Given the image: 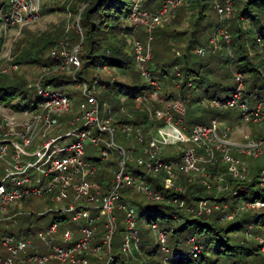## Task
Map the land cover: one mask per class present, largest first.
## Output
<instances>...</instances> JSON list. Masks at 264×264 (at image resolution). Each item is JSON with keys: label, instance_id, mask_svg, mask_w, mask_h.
Returning <instances> with one entry per match:
<instances>
[{"label": "built area", "instance_id": "built-area-1", "mask_svg": "<svg viewBox=\"0 0 264 264\" xmlns=\"http://www.w3.org/2000/svg\"><path fill=\"white\" fill-rule=\"evenodd\" d=\"M183 1L161 0L158 7L153 9L143 8V0H133L131 3L127 16V20L133 25L131 31H134L135 23H140L145 34L143 41L139 39L131 41L133 67L141 81L150 88L135 96L134 100L138 103L145 105L153 101L160 90V82L149 69L152 31L166 20L172 19L175 10ZM210 1L216 14V23L206 33L204 43L192 50L198 56L215 52L222 41L230 52L227 21L233 15V0ZM85 4H82L75 13L72 25L80 36L79 12ZM40 7L41 0H7L5 10L0 17L3 31L12 28L15 34H19L23 26L32 24L39 18ZM255 39L264 43L257 34ZM80 44L81 41L67 49V36L64 34L49 51V56L54 62L42 67L53 72L66 71L76 82L83 97L78 103L77 116L67 120L59 118L60 115L71 110L72 102L54 87L40 82L44 73L34 75L32 86L35 87L39 99L33 106H25L20 102L18 104L17 101L0 104V167L2 168L0 220L22 212L20 209L12 212L9 210V207L17 201L25 200L32 195L47 196L49 200L59 203L49 210L68 215L75 221L79 235L74 236V231L67 226L59 231L56 220H52L37 231L39 242H34L28 237H15L5 233L0 241L7 253L0 255V264H88L84 255L86 253L96 258H101L104 253L106 258L102 264H116V261L112 260L111 252V238L115 226V216L111 212L113 201L116 200L117 207L122 210L125 225L119 250L130 252L131 246L137 247L139 241L135 207L129 202L118 200L119 189L123 186L141 193L145 198L169 200L187 210H194L197 214L207 215L215 209L216 218H233L238 206L227 210L226 202L219 201L216 197H199L195 202L187 204L184 197L178 195L166 197L158 189L153 188L145 178L126 171L125 163L128 159L126 150L113 140L117 131L127 137L131 134L139 143L138 154L128 160L134 161L150 173L162 170L163 184L179 192L183 189L175 181V170L199 172L200 183L205 188L211 186L208 179L211 176L215 180L214 187L222 190L227 188L223 177L210 174L206 164L225 165L232 177L245 179L248 176L247 168L239 154L257 156L264 151L262 130L252 134L243 133L242 138L232 139L228 133L230 127L224 125L219 132V123L214 117L206 123H195L187 128L184 124L185 105L180 97L161 107L145 106L139 109L146 116V120L138 124L116 120L111 115L110 106L97 98L99 93L97 85L108 89L104 84H100L99 72L92 75L90 83L77 78L75 74L80 64L78 55ZM175 54L179 56L177 51ZM4 56L10 59L8 52ZM16 68V63H11L8 69L0 66V73L13 71ZM173 70L178 85L183 80L182 73L177 65L173 66ZM261 74L264 77V71H261ZM243 77L240 71H233V88L227 98L202 96L196 101V105L219 110L237 109L241 124H252L261 128L264 125L263 100H255L252 107H249L248 99L244 95ZM185 84L191 86V81L187 80ZM77 122L80 123L76 124ZM63 124L70 127L63 131ZM103 133L108 137H104ZM87 143L96 146L100 159L108 158L113 151L117 153L116 166L111 170L112 181L104 192L97 180L89 178L98 169L97 162L92 158L81 157L84 145ZM170 144H175L177 150L174 154L178 157L165 159L161 153L166 145ZM199 147L202 153L198 151ZM132 150L133 147L130 148V151ZM257 182L264 185V168L258 172ZM232 193H235L234 189ZM240 206L245 209L260 208L264 212V199L258 197L244 199ZM98 210L103 215V231L99 239L93 241L97 229L95 222L100 217ZM148 227L164 253L162 263H166L169 257H175L177 255L175 250L170 249L165 243L167 229L155 221L149 222ZM252 238L258 243L259 251L264 254V229L260 233L253 234ZM190 240H193L192 237H189ZM201 246L199 242H192L187 250L192 253Z\"/></svg>", "mask_w": 264, "mask_h": 264}, {"label": "trees", "instance_id": "trees-1", "mask_svg": "<svg viewBox=\"0 0 264 264\" xmlns=\"http://www.w3.org/2000/svg\"><path fill=\"white\" fill-rule=\"evenodd\" d=\"M132 1L133 0H70L68 5L71 13L75 14L81 5L86 3L79 12V26L82 33V40L78 54L80 64L77 69V73L79 75L77 78L84 79L82 77L85 73V70L92 69L94 67L99 68L105 66L115 68L124 75L130 74L129 69L131 68L135 72L133 73L137 76L138 81L130 82L133 84L131 85L126 82L123 83L114 79H101L100 84H104L108 89L105 88L106 90H103L102 93H98L97 98L100 102H106L110 106L111 115L116 120L130 121L134 124H138L139 122L146 120V116L139 110V107L142 106V103L136 102L134 98L135 96L150 90V88L147 84L141 81L138 73L134 70L131 43H129V45L126 44V36L130 33L131 27L133 26L127 20ZM160 1L161 0H159L158 3H154L155 0H146L143 8H156L158 7ZM234 2L235 0H233V3ZM183 3L180 6H182ZM210 4H212L210 0L188 1V8H198L199 17L194 20L193 26L195 28L191 31V35L187 38L186 44L184 45V49L186 51H189L194 45V47H196L204 43H200L201 40L199 39V36L202 33L206 35L207 31L204 33L206 26H201L199 28L196 26H199L198 20L206 16L205 10L210 7ZM151 5H153V8H151ZM239 5L240 6L237 10L238 12L234 11L232 17L227 21L228 31L230 34L229 48L232 49L236 55L235 60L232 59L231 50L230 52L227 51L223 41L219 43V46L215 52L205 54L210 55L208 58L201 59V57L205 56L197 55V57H200V59L195 60L193 57L195 53L193 51L189 53L187 52V54L186 52L183 53L180 58H171L169 55H164L166 52L165 48L161 49L159 52L152 50V42H159L166 46L165 42L170 40V38H177L178 40H181L182 38L179 39L178 35H182L181 33H184L185 31L177 30L176 27H170L168 25L164 27H157L152 31L153 41L150 45L152 51L149 61V69L155 78L160 82V90L157 93L156 99L153 101H171L176 97H180L186 104L187 109L189 107L204 109L206 111V119L187 120L186 123L188 127L190 124L195 122L206 123L210 117L222 115L219 112L223 110L218 112L216 109L197 106L196 101L199 100L200 97L208 96L216 97L218 99H225L232 91L233 84L231 86H227L210 83L206 85L204 89H201L200 94L196 93V95H194L196 92L195 90L198 89L199 83L201 82L200 79H202L199 77L200 71L207 69L211 72L213 69L209 68V65L213 60L216 62H221V64L226 63L228 67H231L233 61L237 63L234 70L240 71L244 75L243 81L245 83V96L251 94L254 90L257 92V90L264 88V77L261 74V71H264V43L257 42L255 35L250 40L249 46L255 51L254 56L258 57L259 59H255L256 61L254 60V62H251L249 56L247 57L246 53V44L248 43V38L246 37L241 24H238V22H241L242 20L250 22L259 21L257 19V14L264 13V0H247ZM174 17L175 15L173 18ZM124 19H126L127 22H124ZM178 19L179 18H177V20ZM231 21H233V23L230 24ZM215 23L216 20L210 22L209 27L212 28ZM241 23L243 24V22ZM136 25L137 23H135V26ZM25 27H27V25L23 26L21 31ZM54 29V32H41L37 37L33 36L29 39L21 38L15 45L16 49L13 50V59L11 62L16 64L21 62L34 63L40 64L44 67L51 65L52 62H54L53 59L49 56V54L46 56L44 54L47 49L55 44L56 38L60 35V33H58L59 28L55 26ZM255 34L264 40V21H259V24L255 30ZM19 47L21 49H19ZM222 52L227 53V55L225 54L226 58H222ZM240 61H244L242 66H238V62ZM175 63H179V65ZM174 65L178 66V69L182 73L183 79L180 84L176 85L178 86V91L172 87V84H176L177 82V77L175 76L173 70ZM170 69H172V72H170ZM10 72L0 73V104H10L12 101H17V99H24L29 93V88L26 86L25 79L15 73H13L11 76L9 75ZM67 75L68 73L66 71L53 73L48 70L42 75L41 82L43 85L60 84L69 79ZM187 80L191 81V86H186L185 81ZM86 81L89 83L91 82L90 79ZM163 83L165 84V91H163L161 88ZM166 83H170V87H172V89L167 90ZM207 87H213L211 88V92H208ZM190 89H193L194 93L191 92ZM217 90L226 92V94L218 95L216 92ZM186 92H189L190 95H188ZM254 99L261 100L262 96L257 93V96ZM17 103L20 104L21 102ZM151 104L153 106H157L156 103L151 102ZM187 109L185 108V112ZM127 111H131L133 115ZM112 154L114 158H111L110 160L108 159L106 162L100 159L98 155L91 157L97 162L98 169H96L89 178L97 180L100 183L102 192L106 190L108 184L112 181L111 170L116 166L117 153L113 151ZM161 154L165 159L178 157V155L166 151H163ZM109 164L111 165L110 170L107 166ZM206 169L210 172V174H217L223 177L224 183L226 182L230 187L228 192H230L231 188L234 189L235 193H232L231 197H244L245 191L248 189L253 191L252 196H250L251 198L258 197L264 199V185L259 186L257 184V177L255 178L253 176L248 181L236 179L232 177L226 170L225 165H220L218 163L213 165L206 164ZM126 171H129L133 175L145 178V180L148 181L151 186H153V188L158 189L166 197H171L172 195L184 197L187 204L195 202V200L199 197H216L219 201L227 199L223 197L222 194L213 193L212 189L215 188V180L211 176L208 177L209 181L211 182V186L209 188L202 186L200 183L201 174L199 172L175 170V181L179 183L183 189L182 192H179L171 188H167L163 184L161 179V175L163 174L162 170L156 173H150L144 170V168L136 164L134 161L127 160ZM127 191L140 194L142 196V201H138L133 197L127 196ZM219 191L225 192L226 189ZM118 200L131 203L137 210L136 212H138V216L140 218L144 217V222L149 223L155 221L166 229H168V227L170 228V234L168 238L166 236L165 243L166 245L168 244L169 247L171 246L170 249L175 250L177 253L175 257H169L167 259L170 264H195L201 262L203 259L205 260L208 257V255L204 252L208 245L206 243L209 241L211 242L212 240L214 241V245L211 247V250L220 252L225 257L230 258L226 264H246V258L248 256L253 258L251 263L264 264V254L259 251L257 242L255 243L252 241V243L251 241H248V243H241L239 241H235L234 239L230 242L229 237L223 235V233L228 230L240 229L242 227L240 221L231 222L230 224L226 225H220L216 222V215H211L213 217H209L205 214H197L194 210H187L183 206H178L169 200L165 201L145 198L141 193L133 191L126 186H123L119 189ZM228 208L230 209L231 206L228 205L226 209L229 210ZM62 218L63 217H60V219ZM158 220H161L162 223L158 222ZM172 220L178 222L176 226L171 224ZM253 220L263 224L264 227V216H255ZM99 221H101V218ZM138 224L139 221H137L139 244L137 247L131 246L130 252L120 251L119 241H116L115 245L118 249L117 251H114V248L112 247L114 243L112 242L111 238V252L113 253L112 260H115L118 264H136V261H129V254L131 252L133 254H137V252L142 250V247H147L145 251L146 254L144 253L143 258L136 257L139 263L160 264V262L158 263V260L152 258L153 254L158 252L160 253L161 250L159 248V244L155 238L152 240L147 236L149 229L148 226L146 230H144L142 225L139 227ZM191 226L192 230L188 232V235L190 236L187 237L186 235L183 237H178L181 231L188 230V228ZM194 232H196V238L193 237ZM205 233L211 234V236H204ZM189 237H192V239L196 241H201L199 243L204 245L203 249H201L199 252H196L200 253L199 258L193 257L190 252H188L187 249L184 250V247L181 245L184 239L189 241ZM201 237L205 240H200ZM98 239L99 238H96L93 241H97ZM232 256L234 259H231ZM209 262L210 264H215L216 259L210 260Z\"/></svg>", "mask_w": 264, "mask_h": 264}, {"label": "rangeland", "instance_id": "rangeland-1", "mask_svg": "<svg viewBox=\"0 0 264 264\" xmlns=\"http://www.w3.org/2000/svg\"><path fill=\"white\" fill-rule=\"evenodd\" d=\"M6 1L7 0H0V17L2 15V13L4 12V7L6 6ZM70 0H41V7L39 10V18L33 22L32 24L27 25V27L23 28L22 31L19 34H15L14 30L11 29H7L6 32L3 31L2 28V23L0 20V66L1 67H5L6 69H8L9 65L13 62V50L16 49L15 45L18 43V41L22 38V39H29L30 37H37L39 36V34L41 32H54L55 29L54 27L57 26L59 28V32L60 35L59 37L56 38L55 43L65 34L67 36V49H70L71 47L75 46L76 44L79 43V41L82 40V33L81 36L80 34L76 33V31L74 30V28L72 27L73 25V20H74V16L75 14L71 13V11L69 10V5L68 2ZM146 0H143V2L145 3ZM158 1V0H156ZM154 3H157V2ZM188 1L189 0H184V3L182 6H180L179 8H177L174 12L175 17L169 20H166L165 23H163L160 27H164L166 25L170 26V27H176L177 30L180 31H185L184 33H181L182 35H178V38H182L181 40L176 39H172L170 38V40H167L165 42V45H162L159 42H152V50L159 52L161 49L165 48L166 52L164 55H169L171 58H180L181 55L183 53L187 52H192V50L194 49V46H192V48L189 51H186L184 49V45L186 44L187 38L190 37L191 35V31L194 30V26H193V22L194 20H196L199 14L198 12V8H188ZM247 1V0H235L234 2V6L233 9L235 12H238V8H239V4H242V2ZM85 4V3H83ZM153 5H151V8ZM63 7V8H61ZM233 11V12H234ZM205 17L202 19H197L198 20V25L196 26L197 28L201 27V26H206V29L204 31V33L207 31L209 32L211 30V27H209V23L213 22L216 20V14L214 11V8L212 7V4H210V7L207 8L205 10ZM177 18H179L177 20ZM257 19L259 21H264V13H258L257 14ZM127 22L126 19H124V22ZM259 21L256 22H250V21H241L243 22V24L239 21L238 24H241L246 37L248 38V43L246 44L247 49H246V53H247V57L249 56L251 62H254V60L258 59V57L254 56V50L253 48H250L249 46V42L250 40L253 38V36L255 35V30L256 27L259 24ZM178 23V25H177ZM233 23V21L230 22V24ZM175 24V25H174ZM135 26V25H134ZM212 26V25H211ZM66 29V32H65ZM210 29V30H209ZM206 32V33H207ZM204 34L202 33L199 37V39L201 40L200 43L204 42ZM133 39H139L141 41H143L145 39V34L143 33V26L140 23H137V25L135 26L134 31L130 30V33L126 36V44L129 45V43H131V41ZM29 42V41H27ZM55 45V44H54ZM53 45V46H54ZM52 46V47H53ZM50 47L49 49H47V51L45 52V56L49 54L50 49L52 48ZM19 49H21L19 47ZM230 49V48H229ZM151 50V51H152ZM231 50V56L232 59L235 60L236 59V55L234 54L233 50ZM179 53V56H177L175 54V52ZM8 52V55L10 57L6 58L4 55ZM227 53L222 52L221 56L222 58H226ZM205 57H201V59L204 58H208L210 55H204ZM195 60H199L200 57H197V55H193ZM255 60V61H256ZM259 60V59H258ZM180 63V62H179ZM179 63H175L177 65H179ZM236 62L233 61V64L231 65V67H228V65L225 63L221 62H216L215 60H213L211 62V64L209 65V68H212L213 70L210 72L207 69H203L200 71L199 73V77L202 78L200 79L201 82L199 83L198 89H196L195 94L196 93H201V89H204L206 85L210 84V83H214L217 85H227V86H231L233 84L232 82V72L235 71L234 68L236 67ZM244 64V61H240L238 62V66H242ZM152 65V63H151ZM42 65L40 64H34V63H18L17 64V68L16 70L10 72V70L8 72L9 75H13V73L20 75L21 77H23L26 81V86L29 88V93L26 96V98L24 99H17V102H21L22 105L25 106H33L36 101L39 99V96L36 92V89L34 86H32V82L34 81V75L36 74H43L44 72L48 71L45 69H42ZM50 71V70H49ZM53 72V71H51ZM95 72H99V77L100 79H114L123 83H128L133 85L132 81L136 82L138 81L137 76L134 74L135 72L130 68L129 72L130 74L128 75H124L121 72H119L118 70H116L115 68H111V67H94L92 69H88L85 70V73L83 75L82 78L89 80L93 74H95ZM134 72V73H133ZM170 72H172V69H170ZM53 73H60V72H53ZM68 73V72H67ZM76 76L78 77V73L77 71L75 72ZM68 80H65L63 83L60 84H51L50 86L54 87L58 92L63 93L64 95H66L68 98H70L71 102H72V107L71 110L68 113H64L62 115H60V119L61 120H67V119H72L75 116L78 115V103L83 99L80 88H78L76 86V82L70 77V74L68 73ZM81 76V75H80ZM41 82V81H40ZM140 83V81H139ZM177 84H172V87H174L177 90L178 86H176ZM170 83H166V89L170 90L172 89V87H170ZM31 87V88H30ZM99 88V93L103 92L102 87H99L97 85V89ZM163 91H165V84H162ZM211 88L213 87H207L208 92H211ZM191 92L194 93L193 89H190ZM218 95H224L226 94V92H223L221 90H217L216 91ZM254 92V93H253ZM251 94L246 95L248 102H249V107H252V105L254 104L255 101V97L257 96V93L260 94L262 96V100H263V106H264V88L257 90H254ZM176 93V92H175ZM188 95L189 92H186ZM185 93V94H186ZM189 97V96H188ZM16 100V99H14ZM151 102L156 103L157 106H153L151 104ZM147 104H142L141 107H139V109L141 110V108H144L145 106H151V107H161L164 104H167L169 101L168 100H163V101H151ZM206 103H208V101H205ZM4 103V102H2ZM185 108L187 109L186 104L184 103ZM208 108H212V107H208ZM212 109H216L218 112L220 111L217 108H212ZM212 109H208V110H212ZM128 110V109H127ZM130 110V109H129ZM132 110V109H131ZM128 113H130L131 115H133V113L131 111H127ZM219 113H221L222 115L216 116L214 118L217 119L218 123H219V127H218V131L220 132L222 128H224V125H228L230 127L229 130V136H231L232 139H240L242 138L243 133H249V131H256V130H262L264 131V125L259 128L256 127L252 124H241L239 122V112L237 109L234 108H229L223 111H220ZM213 118V117H210ZM193 119H206V111L204 109H196V108H192L189 107L187 109V111L184 114V124L187 126V120H193ZM237 121V123H236ZM208 122V120L206 121ZM80 122H77L76 124H79ZM197 123V122H195ZM193 123V124H195ZM193 124H190L189 127H191ZM148 125V124H147ZM70 126H68L67 124H63L62 125V130L65 131L66 129H68ZM188 127V126H187ZM188 127V128H189ZM252 134V133H250ZM104 137H108L106 136V133H103ZM113 140L115 141V143L121 145L124 147V149L126 150L127 153V158L131 159L133 158L136 154H138L139 150V143L137 142V140L130 134L129 137L125 136V134L121 133L120 131H117V134H115L113 136ZM194 145H196L195 143H193ZM133 147L134 150L130 151V148ZM263 148H264V144H263ZM176 147L175 144H170V145H166L164 152H169V153H175L176 151ZM198 151L200 153H202L200 147L198 149ZM97 148L95 145L91 144V143H87L84 145V152L81 155L82 158H91L94 156H97ZM240 157H242L245 161V165L247 168V178L242 179V180H249L251 179L253 176L256 178L258 176V172L260 171L261 168H264V151L261 155H257V156H251L248 154H239ZM113 157V154H109V157L106 159H102L103 161H107L108 159L110 160ZM126 159V163L127 160ZM126 163H125V169H126ZM108 169H111V165H107ZM257 174V175H256ZM2 175V168L0 167V176ZM245 176V177H246ZM257 179V178H256ZM225 184L227 185V183L225 182ZM257 184L259 186L260 185L258 182ZM229 186L227 185V188L225 192H220L219 190L213 188V193L215 194H222L223 197L227 198L225 200H222L223 202L225 201L227 205L231 206V209H234L236 206L237 210L233 215L232 219H221V218H216V222L220 225H226V224H230L231 222H236V221H240L242 224V227L240 229H236V230H228L226 232L223 233V235H226L229 237V241L231 242L233 239L235 241H239L241 243H248V241H253L256 243V241L252 238L253 234L256 233H260L262 229H264L263 224H260L258 221L255 222L253 219L255 218V216H264V212L262 209L260 208H254V207H250V208H243L240 206V203L244 200V199H252L250 196H252L253 191L251 190H246L244 197L242 196H234L231 197L232 194V188L230 189V192H228L229 190ZM126 195L129 197H133L135 200L138 201H142V196L140 194H136L132 191H127ZM59 203L54 202L52 200H49V198L47 196H36V195H32L29 198L25 199V200H19L17 201L13 206H10L9 210L12 212L16 209H20L22 212H19L18 214L14 215L11 218H5L0 220V240L1 237L5 234V233H10L15 237H28L30 239H32L34 242H39V238L37 237L36 233L39 229L45 227L49 222H51L52 220H56L58 223V229L59 231L62 230V228L64 226L69 227L70 229H72L74 231V236L79 235V232L76 228V224L75 221L71 220L70 217L68 215L65 214H61L60 212H56L53 210H49V209H53L56 205H58ZM229 209V208H228ZM137 211V210H136ZM98 212L100 213V217L101 221H99V219L95 222L97 229L94 233V240L96 238H98L100 236V234L103 231V227H102V219H103V215L102 212L100 210H98ZM112 214L115 216V228L114 231L112 233V242L114 243V245L112 246L114 248V251H117V247L115 245L116 241H120L122 240V237L124 235V231H125V225H124V221H123V212L121 209H119L117 207L116 204V200L113 201V207L111 209ZM137 215V221H139L138 226L140 227L142 225V228L144 230H146L148 223L144 222V217H139L138 216V212H136ZM206 215V214H205ZM211 215H216V210L212 209V211L207 214L206 216L209 217H213ZM60 217H63L62 219H60ZM141 221V222H140ZM158 222L162 223L161 220H158ZM227 222V223H226ZM177 221L172 220L171 224L176 226L177 225ZM263 227V228H262ZM192 226L190 228H188V230H183L180 232V234L178 235V237H183V236H190L188 235V232H190L192 229ZM138 229V227H137ZM170 234V228L168 227L167 229V233L166 236L167 238L169 237ZM147 236L154 240V234L148 229V233ZM204 236H211V234L205 233ZM194 238H196V232H194ZM200 240L204 241L205 239L202 237L200 238ZM154 242V241H153ZM192 242H201V241H196V240H190L187 241L186 239H184L181 243L182 247H184V250L189 249L190 245ZM214 241L212 240L211 242H207V248L204 250V252L208 255V257L204 260H201L200 263L202 264H210V260L216 259L215 264H226L227 261L230 259L228 257H225L222 253L220 252H216L214 250H211V247L214 245L213 243ZM252 242V243H253ZM139 244V243H138ZM168 245V244H167ZM201 247L199 250H195L194 252L190 253L193 257H197L199 258L200 253H196L199 252L201 249H203V244L201 243ZM138 246V245H137ZM169 246V245H168ZM171 247V246H170ZM146 248L147 247H142V250H140L139 252H137V254H133L132 252L129 254V261H136V264H141L139 263L138 259L136 257H144V253L146 254ZM42 250V248H40ZM7 253L6 248L2 245L1 241H0V255H4ZM161 253V254H160ZM160 253H155L153 254L152 258L158 260V263L160 262V264L162 263V257L164 255L163 252L160 251ZM195 253V254H194ZM86 259H87V263L88 264H102L104 262V259L106 258V254H102L101 258H96V256H93L89 253L84 254ZM123 257V256H122ZM146 258V257H145ZM231 259H234L233 256L231 257ZM253 261V258H251L250 256H248L246 258V264H253L251 263ZM118 264V263H116ZM164 264H170V262L167 260L166 263ZM240 264V263H238Z\"/></svg>", "mask_w": 264, "mask_h": 264}, {"label": "crops", "instance_id": "crops-1", "mask_svg": "<svg viewBox=\"0 0 264 264\" xmlns=\"http://www.w3.org/2000/svg\"><path fill=\"white\" fill-rule=\"evenodd\" d=\"M156 1V0H155ZM157 3L159 2V0L158 1H156ZM237 123V122H236ZM257 131V130H256ZM256 131H249V132H251V133H254V132H256Z\"/></svg>", "mask_w": 264, "mask_h": 264}]
</instances>
